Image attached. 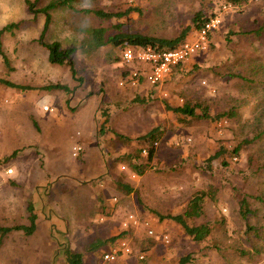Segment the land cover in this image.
Returning a JSON list of instances; mask_svg holds the SVG:
<instances>
[{
  "label": "rangeland",
  "instance_id": "obj_1",
  "mask_svg": "<svg viewBox=\"0 0 264 264\" xmlns=\"http://www.w3.org/2000/svg\"><path fill=\"white\" fill-rule=\"evenodd\" d=\"M29 1L31 11L26 0H0V27L18 23L0 34L11 66L0 54V77L23 86L0 82V228L12 226L0 230V264H68L63 256L66 246L82 252L86 264H95L108 246L86 251L85 245L94 237L118 233L130 212L140 221L148 219L168 240L148 236L139 224L130 231L134 255L120 256L117 264H175L183 253L194 258L189 264H264V85L244 79L250 69L228 66L232 42L224 38L227 29L246 28L264 13V0L232 3L222 12L206 50L191 56L157 86L138 87L118 84L127 67L121 47L105 43L85 49L84 29L105 26L109 32L122 29L173 37L191 25L195 11L202 7L207 13L217 11L223 0H73L58 7L51 11L43 41L75 47L73 72L66 62L49 61L46 46L38 40L45 16L34 10L49 0ZM127 7L133 9L109 18L92 11ZM229 68L237 73L226 76ZM57 83L66 87L53 86ZM185 101L197 103L196 113L203 106L210 114L233 113L209 119L171 108ZM154 126L160 135L152 160L146 162L139 148L147 143L138 137ZM259 131L261 135L244 142L236 155L225 152L208 160L220 143L233 146ZM81 141L84 148L72 155V146ZM134 159L145 163L143 173L131 168ZM124 184L131 190L126 191ZM32 185L39 186L41 211L52 215L47 217L52 221L50 234L14 228L30 222L20 216L18 206L24 196L26 206L34 208ZM197 188L209 191L204 199L207 212L224 215L214 233L221 236L226 227L238 235L249 233L251 239L241 243L259 245L261 258L210 252L207 240L197 242L170 218H159L181 210ZM242 195L255 209L246 218L236 209ZM95 197L103 204L93 206ZM101 205L110 210L97 213ZM145 247V259L139 258Z\"/></svg>",
  "mask_w": 264,
  "mask_h": 264
},
{
  "label": "trees",
  "instance_id": "obj_2",
  "mask_svg": "<svg viewBox=\"0 0 264 264\" xmlns=\"http://www.w3.org/2000/svg\"><path fill=\"white\" fill-rule=\"evenodd\" d=\"M73 0H49L47 3L42 5L39 9L34 10L41 11L44 13L45 20L43 27L38 35V40L42 42L44 46H46L48 50V59L51 62H57V63H63L66 62L70 66V70L73 72L75 71L73 64H72V55L75 50L74 46L70 47H62L60 42L58 40H52L49 42L43 41L46 29L49 26V23L52 19L51 11L54 9L61 7V6H69L71 5V2ZM246 0H223L220 2L224 3H230V4H240L241 2H244ZM28 6L30 7L32 5V2L29 0H26ZM30 7V11H31ZM133 7H127L125 10L122 11H106L104 9H92V11L97 14L98 16L109 18L112 16H120L123 14H126L130 10H132ZM89 10V9H85ZM33 11V10H32ZM215 11H211L210 13H207L206 7H202L195 11V13L192 16L191 19V25H187L181 29L179 33L174 35L173 37H157L152 36L148 34H143L137 31H123L122 29H117L114 32H109V29L105 26H90L85 28L86 36L82 40L81 46L86 49L87 48H96L102 44L110 43L114 46H120L123 47L125 45H138V44H152L158 47L162 48H173L179 45L181 42H183L191 33L192 31L198 29L205 18L213 13ZM253 23L246 27V28H240L238 31H235L233 29H227L226 33L224 34V38L227 42H232V45H230V50L232 54V61H229L228 66L231 64H235L236 69L241 70H248L250 69L251 74L249 76L244 77L245 80H247L250 83H258L259 85H264V71L259 72L257 71L260 68L264 69V13H260L258 17H255ZM18 23L17 22H9L4 24L2 27H0V34L4 30H9L12 27H16ZM217 30L213 29L210 31V42L212 41V36L214 32ZM235 32V33H234ZM231 33H234L236 35V38L233 39V37L230 36ZM211 44V43H210ZM1 40H0V54L2 55L3 63L10 67V61L7 57L6 53L3 52ZM183 63H179L174 69L179 68L182 66ZM242 66V67H241ZM173 69V70H174ZM238 69V70H239ZM126 72V70H123V74ZM236 70H231V68L227 69L226 76H233L236 74ZM241 77V76H240ZM242 77V78H243ZM0 82L8 85V86H14V87H23L20 85V83H15L9 79L0 77ZM53 86L58 87H66L65 84L57 83ZM197 107V103H190L189 101H185L181 105L173 106L171 107L174 111L180 112L185 115L189 116H200L202 118H209V119H218L223 115H230L233 113V111H223L216 114H210L208 111V108L206 106H203L201 109V113H196L195 109ZM158 126H154L152 129H150L145 134L140 135L138 138L141 142L147 143L145 146H141L139 148V151L142 152V149L145 147L147 149V153L145 155L146 162L152 160L154 153H155V146L154 142L157 141V138L160 135ZM264 131V128H263ZM262 132V131H261ZM261 132L259 131L257 134L253 135L250 139H243L240 142H237L233 146H227L225 143H220L219 148L210 154L208 156V160H211L215 157L220 156L221 154L227 152L230 155L237 154L239 148L244 142H249L251 140H254L255 138L259 137L261 135ZM142 143V144H143ZM131 168L136 171V173H143L144 168L142 162L136 161L134 159L133 161H130ZM126 191L131 190V187L128 185H125ZM208 190H205L203 188H197L195 189L188 199L185 202V206L178 211H175L173 213H165V214H159V218H170L175 223L179 224L185 233H187L193 240L197 242L201 241H208L210 245H207L208 251L217 252L220 255H226L229 256L230 253H235L237 256H245L249 258L251 255H253V261L261 258L260 252L261 248L259 245H256L254 243H250L249 247H247L245 244H242L246 240L249 241L251 239V236L249 233L245 234H236L234 233V229H230L226 227L227 230H223V234L221 236H217L216 233H214V229L217 227V224H221L224 222V215L217 214L215 212L208 213L207 212V205L204 202L205 197L208 196ZM258 199H262L260 196H256ZM93 202L98 203L101 202L99 197H95L93 199ZM101 204H103L101 202ZM27 209L29 211L28 218L29 223L27 226L22 225H15L14 228H24L26 232L31 234L35 228V219H36V213L34 211V208L32 206L27 205ZM237 213L243 217L246 218L249 214H255V209L251 206L250 202L248 201V198L246 195L240 196L237 200ZM100 212H103V210L108 211L110 208L103 207L101 205L97 209ZM99 212V213H100ZM12 228L10 227H4L0 228L3 230H9ZM246 228H249V230H253L252 225H248ZM132 228H121L120 231L116 234H113L111 236H108L106 238H99L94 237L91 239L90 242H88L87 245H85L86 251H92L94 249H99L101 246L107 245L109 246L117 237H122L126 234L130 235V231ZM2 231V230H1ZM238 232V231H235ZM163 232H153L152 234L148 236H161L163 237ZM165 240V239H164ZM211 246V247H210ZM147 248L145 247L144 253L147 252ZM64 257L68 264H84L83 261V253L79 250H73L69 246H66L63 250ZM133 254V251L131 253H128L125 255L126 257H129ZM101 252L99 253L97 261L100 259ZM134 255V254H133ZM137 256V254H135ZM145 256L143 259H145ZM119 259V258H118ZM117 259V260H118ZM114 260L112 262H109L107 264H116V261ZM96 261V262H97ZM194 263V258L191 256V254L183 253L180 254L178 257V260L175 264H189Z\"/></svg>",
  "mask_w": 264,
  "mask_h": 264
},
{
  "label": "built area",
  "instance_id": "obj_3",
  "mask_svg": "<svg viewBox=\"0 0 264 264\" xmlns=\"http://www.w3.org/2000/svg\"><path fill=\"white\" fill-rule=\"evenodd\" d=\"M230 3H221L220 8L207 16L202 25L179 45L173 48H162L152 44L125 45L120 49V57L127 65L126 72L119 78L118 84L122 87H138L141 85L157 86L169 77L173 69L179 64L189 60L194 54L206 50L210 45L209 33L218 28L222 20V12L229 9ZM1 100V99H0ZM47 108V105H44ZM82 151V145L76 143L72 146V155L76 156ZM142 153L146 154L144 147ZM11 169L9 168L8 171ZM116 200V197H114ZM143 224L148 234L155 232L154 226L148 219L140 221L138 216L130 212L122 221L123 228H133ZM167 241L168 235L163 234ZM133 251L129 234L117 237L107 248L101 251L100 260L95 264H107L117 260L122 255ZM145 256L144 252L138 254L139 258Z\"/></svg>",
  "mask_w": 264,
  "mask_h": 264
},
{
  "label": "crops",
  "instance_id": "obj_4",
  "mask_svg": "<svg viewBox=\"0 0 264 264\" xmlns=\"http://www.w3.org/2000/svg\"><path fill=\"white\" fill-rule=\"evenodd\" d=\"M97 124H98V122H97ZM105 126H108V123H105ZM97 128H98V126H97ZM106 128V127H105ZM99 133V132H98ZM87 138H82L81 140H86ZM80 143V142H79ZM81 145H82V149L84 148V146H83V141H81ZM10 168V167H9ZM11 169V168H10ZM8 172H10V171H8ZM100 175V174H99ZM104 175V174H103ZM97 177V176H96ZM86 181H89L88 179H85ZM94 181V180H93ZM96 185L98 186V187H102L103 185H99V184H97L96 183ZM30 188L31 187H33V190H32V193H33V196H32V202L34 203V211H35V213H36V219H35V228H34V230H33V232L32 233H34V234H36V235H38V236H41V235H43L44 233H46V232H49V234L51 233V231H52V228H51V223H49V222H52L51 220H49L47 217H49L51 214H48L47 212H46V210L44 211V210H42L41 211V209H42V204H40V192H39V186H29ZM23 198V202H20L21 203V205H19L18 206V210H19V212H20V216H21V214H22V217L24 218V219H26V218H28V214H29V211H28V209H27V206H26V204H25V198H24V196L22 197ZM92 205L94 206V205H97V206H99V204L98 203H95V202H93L92 203ZM21 208H22V213H21ZM52 216V215H51ZM20 224V223H19ZM41 224V225H40ZM50 239V238H49ZM55 252V249L53 250L52 249V251H50V253H52L51 255L53 256H55V254L56 253H54ZM64 256V255H63ZM83 261H84V255H83ZM119 261V259L117 260V262ZM84 264H86L85 263V261H84ZM117 264V263H116Z\"/></svg>",
  "mask_w": 264,
  "mask_h": 264
}]
</instances>
